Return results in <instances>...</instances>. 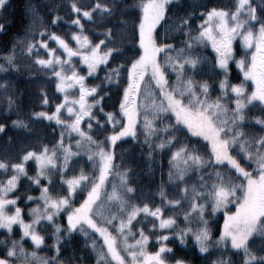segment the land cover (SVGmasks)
Returning a JSON list of instances; mask_svg holds the SVG:
<instances>
[{"label": "snow or ice", "instance_id": "snow-or-ice-1", "mask_svg": "<svg viewBox=\"0 0 264 264\" xmlns=\"http://www.w3.org/2000/svg\"><path fill=\"white\" fill-rule=\"evenodd\" d=\"M0 232V264H264V0H0Z\"/></svg>", "mask_w": 264, "mask_h": 264}, {"label": "trees", "instance_id": "trees-1", "mask_svg": "<svg viewBox=\"0 0 264 264\" xmlns=\"http://www.w3.org/2000/svg\"><path fill=\"white\" fill-rule=\"evenodd\" d=\"M129 2L130 3H132V2H134V0H129ZM14 3L16 4V5H19L20 4V0H14ZM16 17H17V19H19V10L17 9V12H16ZM74 30V29H73ZM235 72H233V74H234ZM91 82V81H90ZM253 114H258V113H253ZM129 143H131V141H129ZM139 163L141 164V166H143L144 165V161L143 160H140L139 161ZM146 171V170H145ZM221 220H222V216L220 217V222H221ZM3 233L2 232H0V235H2ZM217 235H218V233H216ZM29 245L28 244H26V247H28ZM40 251H42V252H44V253H47V250L46 249H41ZM85 264H89V262H85ZM197 264H199V262L197 261Z\"/></svg>", "mask_w": 264, "mask_h": 264}, {"label": "rangeland", "instance_id": "rangeland-1", "mask_svg": "<svg viewBox=\"0 0 264 264\" xmlns=\"http://www.w3.org/2000/svg\"><path fill=\"white\" fill-rule=\"evenodd\" d=\"M242 54H243L242 49L237 47V55H242ZM233 72H235L234 75L238 72V69H236L235 66H233ZM234 82H238V81H234ZM221 223H222V220H221ZM150 250H153V249H151V246H150Z\"/></svg>", "mask_w": 264, "mask_h": 264}]
</instances>
